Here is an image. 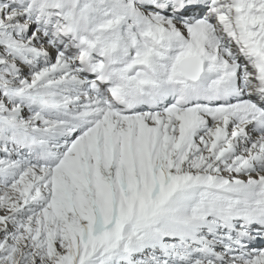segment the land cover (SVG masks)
I'll list each match as a JSON object with an SVG mask.
<instances>
[{"label":"snow or ice","instance_id":"6c2138e0","mask_svg":"<svg viewBox=\"0 0 264 264\" xmlns=\"http://www.w3.org/2000/svg\"><path fill=\"white\" fill-rule=\"evenodd\" d=\"M0 264H264V0H0Z\"/></svg>","mask_w":264,"mask_h":264}]
</instances>
